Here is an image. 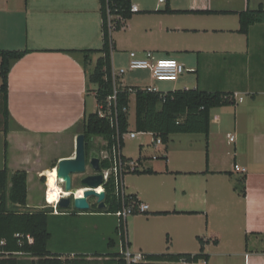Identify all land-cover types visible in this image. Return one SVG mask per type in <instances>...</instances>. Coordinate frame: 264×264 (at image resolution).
I'll list each match as a JSON object with an SVG mask.
<instances>
[{"label": "crops", "instance_id": "1", "mask_svg": "<svg viewBox=\"0 0 264 264\" xmlns=\"http://www.w3.org/2000/svg\"><path fill=\"white\" fill-rule=\"evenodd\" d=\"M131 2L139 12L120 29L136 35L137 44L149 46L137 51L139 55L153 51L172 56L197 71L194 88L234 93L236 104L211 110L208 138L174 134L167 146L155 149L152 134L139 133L132 139L136 151L126 155V140L135 131V115L131 118L130 113L131 133L124 136L122 154L141 159L142 168L154 173L125 177L126 194L149 206L126 222L129 249L143 255H194L201 238L209 259L198 264H264V23L252 26L248 36L238 32V13L264 10V0ZM167 8L215 13H164ZM102 45L99 0H0V51H31L9 73L7 108L13 123L7 134L0 97V170L8 168L9 177L27 173L29 209L53 208L47 200V172L75 155L85 114L98 110L88 76L101 54L91 55L84 66L82 55L66 51L99 50ZM114 48L129 58L117 43ZM114 62L112 55L113 67ZM89 168L86 175L94 173ZM81 178L73 176L74 188L81 187ZM243 178L245 197L236 190ZM31 192L35 198L30 205ZM89 203L92 208L97 200ZM61 210L69 212L53 213L49 219L52 253L94 260V255L121 252L114 215L73 206ZM53 229L58 230L54 235ZM35 261L17 259L18 264Z\"/></svg>", "mask_w": 264, "mask_h": 264}, {"label": "trees", "instance_id": "2", "mask_svg": "<svg viewBox=\"0 0 264 264\" xmlns=\"http://www.w3.org/2000/svg\"><path fill=\"white\" fill-rule=\"evenodd\" d=\"M102 17V40L103 45L99 50H69L73 55H82L83 65L86 66L93 54H101L93 71L88 76L99 106L106 107V100L114 93L112 78V52L114 40L112 30L120 29L123 23L120 19L109 20L108 7L113 16L121 17L123 21L131 19V0H99ZM164 13L190 14V13H215L211 11H175L166 9ZM239 33L246 36L252 26L264 23V10H247L239 12ZM30 50L0 51V97L4 100V132L7 134L12 127V119L7 108V95L9 89V73L13 64L23 58ZM197 73V71H194ZM192 72V73H194ZM130 87H120L117 93L116 108L110 117L104 118L99 115V110L85 114L82 121L81 132L85 135V150L87 158L93 149V138L103 137L105 150H110L114 145L124 147V136L130 132V103L135 99V133L152 134L153 138H160L165 146L169 138L174 134H204L206 138L210 131V113L217 107L232 106L236 104L234 93L209 92L201 89H178L168 92L148 91L135 87V93L129 92ZM91 90H89L90 92ZM99 153L100 151L96 150ZM165 159V158H163ZM132 160V159H130ZM139 165L141 159L136 160ZM100 166L103 170L108 169L110 164L100 156ZM56 166H54L55 168ZM48 172H51L48 171ZM150 169L136 170L133 174H153ZM106 192L105 209H97L92 206V212L114 215L123 208V200L114 191L112 181L104 185ZM236 190L245 197V178L241 179ZM28 190L27 173L17 171L9 177L8 168L0 170V264H18L15 255L31 257L34 264H127L121 252L109 255H94V260H87L88 256H74L63 259L61 255L52 253L48 244L51 239L49 219L54 213L53 208L42 209L27 208ZM136 200L129 196L128 201ZM59 212L63 211L58 207ZM119 239L125 248L127 242V227L123 220L118 221L117 227ZM200 250L197 254H154L144 255L148 263H183L198 264L200 261H208L205 254L206 242L199 238ZM217 243V241H215ZM101 258V260H99ZM147 262L139 264H148Z\"/></svg>", "mask_w": 264, "mask_h": 264}, {"label": "built area", "instance_id": "3", "mask_svg": "<svg viewBox=\"0 0 264 264\" xmlns=\"http://www.w3.org/2000/svg\"><path fill=\"white\" fill-rule=\"evenodd\" d=\"M131 11L133 13H137L139 12V9L137 6L132 5ZM108 16L109 20H114L116 18L123 20L121 17L113 16L110 13L109 7ZM189 70L190 69L187 70V68L178 60L172 57H158V54L153 51L144 52L142 55H139L136 52H131L129 54V63L127 70L124 68L116 69L115 67H112L114 93L107 98L106 107L98 105L99 115L101 117L107 118L110 117L114 112L116 108L118 90L120 87H125L121 83L118 84V81L123 78L127 72L148 71L155 82H176L183 74H185ZM194 71L195 70L191 72ZM134 88L135 87H130L129 92L134 94L136 91V89ZM142 89H147L148 91H157L154 86H148ZM240 101H242V99H240ZM129 136L131 139H135L137 133L133 132ZM152 146L155 149H160L164 147L165 144L160 138H153ZM100 156L103 160H107L110 164L108 169H102L101 171L104 179L103 187L108 181H112L115 193L123 200V208L121 209V211L114 214L117 220H123L127 222V220L135 214L146 213L149 210V206L147 204L142 203L138 200L128 201L129 196L125 192L124 184L125 177L129 174H133L136 170H142V165H139L136 160H130L123 156L122 149L118 144L112 146L110 150H105L100 154ZM235 167L236 169H240L238 165H236ZM57 204L58 202L52 204L54 213L58 212ZM121 254L123 255L127 264H139L146 262V258L143 254L133 253L129 249L127 244L125 248L121 244Z\"/></svg>", "mask_w": 264, "mask_h": 264}, {"label": "water", "instance_id": "4", "mask_svg": "<svg viewBox=\"0 0 264 264\" xmlns=\"http://www.w3.org/2000/svg\"><path fill=\"white\" fill-rule=\"evenodd\" d=\"M85 135L79 134L75 139V155L70 158L61 159L57 166L58 185L63 193L57 204V208L68 209L73 206L77 211L85 212L91 209L89 199L97 200L98 209H105L106 192L103 187L104 179L101 174L99 153L92 149L87 158L85 150ZM88 166L93 170V174L86 175ZM82 176L81 187L74 188L73 176ZM83 190L82 195L77 193Z\"/></svg>", "mask_w": 264, "mask_h": 264}, {"label": "rangeland", "instance_id": "5", "mask_svg": "<svg viewBox=\"0 0 264 264\" xmlns=\"http://www.w3.org/2000/svg\"><path fill=\"white\" fill-rule=\"evenodd\" d=\"M121 22L123 23L124 21L121 20ZM112 37L114 40V46H115V43H117L118 49H124L128 53H131V52L138 53L137 51H139L141 49H147L149 47L147 44H143L141 42L139 44H137V36L132 35L129 31H126L124 29H118L117 30L114 28V30H112ZM112 55L115 56L114 67L116 69H119V68H124L126 70L128 69L129 58L125 55L124 52H120L119 50L117 51L114 48ZM158 57H172V56L158 55ZM192 59H193V57H192ZM189 60H191V59H189ZM191 71H193V70L187 71L176 82H154L153 79H151L152 77H150V74L148 73V71H129L126 73V75H124L123 78H121L118 81V84H120L121 81H124V83H127V84H135L136 82H138L142 86L153 84L152 86H154L157 89V91H160V92L172 91L176 87L181 88V89H185V88H188V89L191 88L192 89V88L197 86L198 78H197V74L192 73ZM135 80H139V81H135ZM88 99H89L88 100L89 111L93 112L94 111V105H95L94 97L90 96ZM130 107H131V111H130L131 118H133V116L135 115V99L134 98H132V100H131ZM136 144H137V141L132 140V139H127L125 150H124L125 154L130 155L128 153L136 151ZM92 146H93V149L99 150L101 153L104 152L105 151V140H104V138L103 137L93 138ZM47 176H48V185L57 182V179L53 178V176L50 175V172H47ZM77 178H79V177H76V183L78 181ZM34 198H35L34 192H31L30 193V205L32 204ZM89 200H91V202H94L95 198H90ZM45 205L50 206L48 203H45ZM58 212H59V210H58ZM60 231H62V230H60ZM57 232H58V230L53 229V235L56 234ZM66 256H68V255H65V257ZM13 257H15L16 260L17 259H23V258L31 259V257L25 256V255H15Z\"/></svg>", "mask_w": 264, "mask_h": 264}, {"label": "bare ground", "instance_id": "6", "mask_svg": "<svg viewBox=\"0 0 264 264\" xmlns=\"http://www.w3.org/2000/svg\"><path fill=\"white\" fill-rule=\"evenodd\" d=\"M50 175H52L53 178L57 179L56 167L51 170ZM57 182H58V179H57ZM57 182L48 185L47 200L50 204H55L56 202H59V199L61 198V194L63 193L62 189L59 187ZM82 193H83V190L79 191L77 193V196L82 195Z\"/></svg>", "mask_w": 264, "mask_h": 264}]
</instances>
